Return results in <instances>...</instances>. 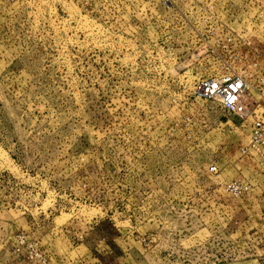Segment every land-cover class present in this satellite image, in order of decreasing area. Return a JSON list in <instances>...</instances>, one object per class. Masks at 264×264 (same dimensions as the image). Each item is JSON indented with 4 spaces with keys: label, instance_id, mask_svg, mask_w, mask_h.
<instances>
[{
    "label": "rangeland",
    "instance_id": "374dc122",
    "mask_svg": "<svg viewBox=\"0 0 264 264\" xmlns=\"http://www.w3.org/2000/svg\"><path fill=\"white\" fill-rule=\"evenodd\" d=\"M256 119L264 0H0V264H264Z\"/></svg>",
    "mask_w": 264,
    "mask_h": 264
},
{
    "label": "built area",
    "instance_id": "2783aa9c",
    "mask_svg": "<svg viewBox=\"0 0 264 264\" xmlns=\"http://www.w3.org/2000/svg\"><path fill=\"white\" fill-rule=\"evenodd\" d=\"M202 95L205 98L217 99L221 106L228 112L243 116L247 112L246 105L242 101V95L247 88L246 81L240 76L225 77L221 80L210 79L201 83ZM243 154L257 153L264 155V122L256 119L250 133L249 143L242 148ZM209 170L216 172V166L210 165ZM248 188L238 180H232L225 184V191L233 196L243 194ZM11 253L22 256L29 264H45V257L36 242L29 239L22 232L15 233L11 238Z\"/></svg>",
    "mask_w": 264,
    "mask_h": 264
}]
</instances>
